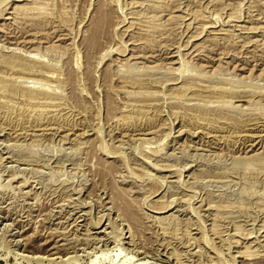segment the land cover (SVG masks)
Here are the masks:
<instances>
[{"label":"rangeland","instance_id":"374dc122","mask_svg":"<svg viewBox=\"0 0 264 264\" xmlns=\"http://www.w3.org/2000/svg\"><path fill=\"white\" fill-rule=\"evenodd\" d=\"M0 264H264V0H0Z\"/></svg>","mask_w":264,"mask_h":264},{"label":"bare ground","instance_id":"6f19581e","mask_svg":"<svg viewBox=\"0 0 264 264\" xmlns=\"http://www.w3.org/2000/svg\"><path fill=\"white\" fill-rule=\"evenodd\" d=\"M103 6V5H102ZM102 12V11H101ZM105 15H106V13H105ZM105 15H102V17H103V19L104 20H106V16ZM102 17H98L97 18V21H96V23H99V21L100 20H102ZM96 18V17H95ZM103 22V21H102ZM100 24H101V22H100ZM97 26V25H96ZM98 26H99V24H98ZM105 26V25H104ZM99 28V27H98ZM98 28H95L93 31H92V33L90 34L91 36H90V41L91 42H93L94 43V41H96L95 40V38H96V36H97V30H100V29H98ZM103 31V30H102ZM99 32V31H98ZM99 37V36H98ZM88 41V40H87ZM93 46V45H92ZM261 156H257L256 158H250V159H247V161L246 162H249V161H251V160H254V159H258V158H260ZM246 160V159H245Z\"/></svg>","mask_w":264,"mask_h":264}]
</instances>
